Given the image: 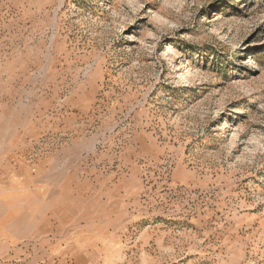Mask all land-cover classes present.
<instances>
[{
  "label": "rangeland",
  "instance_id": "rangeland-1",
  "mask_svg": "<svg viewBox=\"0 0 264 264\" xmlns=\"http://www.w3.org/2000/svg\"><path fill=\"white\" fill-rule=\"evenodd\" d=\"M0 264H264V0H0Z\"/></svg>",
  "mask_w": 264,
  "mask_h": 264
}]
</instances>
